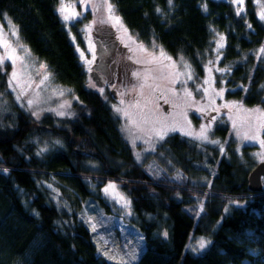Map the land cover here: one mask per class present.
I'll return each instance as SVG.
<instances>
[{"label": "trees", "instance_id": "obj_1", "mask_svg": "<svg viewBox=\"0 0 264 264\" xmlns=\"http://www.w3.org/2000/svg\"><path fill=\"white\" fill-rule=\"evenodd\" d=\"M111 1L139 40L154 39L171 56H185L194 82L204 75L203 55L212 48V36L222 32L220 66L231 71L217 72L216 84L225 89V98L264 110V60H256L254 53L264 41V22L254 0H244L239 15L232 0ZM58 3L0 0V19H11L55 81L77 98L71 116L47 112L35 119L9 88V64L0 65V264H264V188H248L252 167L239 161L229 125L212 130L229 140L228 158L219 159L209 188L191 183L193 162L200 157L179 133L157 143L155 153L168 147L188 179H153L121 133L122 118L112 110L110 89L102 92L89 84L92 73L75 49ZM79 21L70 29L82 44ZM45 142L53 147L39 155L38 146ZM252 148L243 146L242 154ZM213 156L211 162L216 151ZM87 160L98 169L86 168ZM109 179L122 181L132 217L102 195L100 188ZM191 233L211 238L200 254L185 251Z\"/></svg>", "mask_w": 264, "mask_h": 264}, {"label": "rangeland", "instance_id": "obj_2", "mask_svg": "<svg viewBox=\"0 0 264 264\" xmlns=\"http://www.w3.org/2000/svg\"><path fill=\"white\" fill-rule=\"evenodd\" d=\"M234 2V0H232ZM65 4L74 5L75 11L82 13L77 19L65 22L63 21L65 27L69 31L71 40L75 44V49L83 62L87 72L89 65L85 63L84 59L81 57L80 52L83 51L84 57L87 60H93L92 50L89 46V40H91V44L94 45V51L96 48V44L94 43V33H107L108 43L112 44L109 56L106 57L108 71H109V81L104 84L101 83L100 72L96 71L93 76L88 74L89 84L92 86L98 87L102 92L107 89L113 88L115 93L110 98V105L112 107L113 112L116 115H120L122 118V124L120 126L121 133L123 137L128 140L130 145L132 146L133 152L135 154L136 160L147 170V172L152 176L153 179L157 180L160 177L166 176L170 180H174L177 182H184L188 179V175L179 167L174 161L169 148H165L161 152L155 153V147L157 143L160 141L155 140V138L150 137L146 131H141L136 126L132 124V120H136L138 124L143 128H150L151 125H145L141 119V114L147 112V109L144 108L145 98L151 101L148 105V108L156 115L160 117H167L166 123L170 126L174 125L177 128V131H170V133H179L183 137L187 138L192 144L195 145L197 151L196 155L200 157L199 161H194V167L196 169L192 170L194 175L191 178V183L193 184H203L206 188L212 184L213 177L217 171V163L219 159L223 156L228 158V153L226 151V145L228 143L229 137H232L236 142L235 150L237 151V155L241 164L246 168L253 167L260 159L253 155L254 153L264 152V148L260 146L258 142H251L242 139L243 135L246 133L248 135H253L257 131V120L256 113L249 115L248 112L243 110H238L236 108L228 109L221 107V105L229 102H238L242 104L244 109H262L260 105H245L242 101L236 99H227L224 96L218 97L213 95V89L215 91H219L221 88L216 84L217 71L215 68H223L220 66V58H221V49L219 53V59L217 60V52L215 51L217 47V41L220 36H224L222 32L216 31L212 36L211 45L212 48L209 50V53H204L203 55V63H204V75L200 79L199 82H194V74L192 80H187L186 84L174 83L172 82V78L169 76V71H179L183 72L185 69L183 65L187 63L190 65L187 58L181 54L176 56H171L168 54L164 48L156 41L151 40L149 42H143L138 39V37L129 31L127 27L123 23V28L117 25H113L110 23H101V20L106 19L107 12L104 7V0H86L88 10H84V5L80 3V0H63ZM110 2L114 5V3L110 0ZM61 0H59L58 7H60ZM237 8L242 7L243 4L234 2ZM244 3V0H243ZM256 5L257 15L260 18V13L264 11V0H254ZM115 6V5H114ZM60 15V14H59ZM115 15L119 16V13L115 7ZM61 17V16H60ZM62 19V18H61ZM261 19V18H260ZM80 20V29L82 32L83 43L80 44L76 41L70 26L71 24ZM264 22V19H261ZM93 21L95 24L93 25ZM123 22V21H122ZM17 26L9 19L7 16H4L2 20L0 19V26L3 27V31L6 34L10 33L12 26ZM93 25L91 32L87 30L86 26ZM124 28L127 29L128 34L131 35V39H129V35L125 34ZM18 29V28H17ZM104 30V31H103ZM110 32V33H109ZM9 40L12 42L13 46L16 47V55L20 57H25L24 64L28 66V71L33 77L35 83H39L40 77L37 76L36 70L39 69L41 63L45 64L42 60L37 58L29 49V47L23 42L21 36L19 35V39L17 41L16 37L8 35ZM18 44L24 45L27 49L30 50V55L26 56L25 51L18 47ZM139 44H143L147 49V52H143L138 48ZM225 44V40H224ZM162 48L165 54L172 58L176 63V69L172 70L169 68H165L163 71L160 70L156 65L146 64V63H136V60L146 61L150 58L151 54H155L159 56V49ZM264 48V41L254 49L256 60H264V52L260 50ZM4 55V49L0 47V56ZM129 57H132L131 59ZM181 57L183 58L181 60ZM214 60L216 61L211 67H213V83L206 87H209V95L212 96V99L215 101V106L219 107V111H213L212 107L209 103V99L205 94L198 90V86L202 85L204 80L207 78L208 73L206 71V66H208V61ZM164 64H167L168 61H163ZM9 64L8 78L10 79V75L14 69H19L20 62L17 61L15 65L11 63V61L6 60L3 65ZM191 66V65H190ZM152 68L154 69L149 73L150 79L144 87V95H140V84L144 83L143 78H137L133 76L132 73L136 71L144 72L145 70ZM192 69V67H191ZM47 71L51 73V80L47 83L46 86H41L39 90V104L33 105L31 108L27 105V100L33 98L36 95L35 89L29 90L28 95L22 97L20 100H17L18 90H14L10 88L12 91L17 103L28 112L33 118L39 119L45 113H51L52 115L58 117H69L72 114V104L77 100L76 96L72 93L71 89L65 85H62L55 81L54 76L47 66ZM193 73V69H192ZM181 79H185L181 77ZM194 82V84H192ZM157 85L159 87H157ZM187 88L192 92L191 99L185 97L184 88ZM55 90H63V95H59V91ZM169 89H174L170 91ZM140 102V107H136V102ZM188 103H192L191 107L185 109V105ZM60 105H65L64 108H60ZM206 107L207 111L205 113H200L197 111L198 107ZM119 107L125 111H127L130 116L125 117L123 113H117L115 108ZM49 109H55L57 111H64L66 115L60 116L57 114V111H50ZM186 110L187 112V121L191 122V128L194 131H199L201 125H205L211 119V117H215V122L211 126V130L208 133L210 140H217L219 144H211L208 142H201L198 140H194L193 138L184 135L181 131H179L182 127H187V123L185 121L182 113ZM38 112L39 117L34 116L32 113ZM231 116V118H229ZM194 117H199L198 122L195 121ZM233 120L236 122V127H233ZM228 124L230 129L229 137L222 138L213 135L212 130L217 125ZM239 133V135H237ZM261 139H264V131L260 133ZM166 137V136H165ZM245 145H252V148L249 151L248 155L242 154V147ZM53 147V142H45L38 146L37 152L39 155L50 150ZM217 152V157H215V161L211 162L210 158H213V154ZM137 153L139 154V159H137ZM199 154V155H198ZM86 168L91 170L98 169V164L95 161L87 160L83 163ZM179 174V179H176ZM114 183L116 187V191L120 194H123L128 200L131 201L130 197L126 190L122 188V181H118L115 179L107 180L101 186L102 195L110 201L113 206L120 210L122 214H125L127 217H132V205H128L125 207L121 202L117 199H114L112 195H106L104 192V188L109 184ZM92 189H96L95 186H91ZM205 194L208 193V189L204 190ZM232 202H239L238 200ZM85 207V203H84ZM229 206H226L228 209ZM203 239L205 241H211L209 235L206 234H193L191 233L185 251H189L194 254H200L206 249L209 243L206 245L204 249L199 248V242ZM247 262V260H245Z\"/></svg>", "mask_w": 264, "mask_h": 264}, {"label": "snow or ice", "instance_id": "obj_3", "mask_svg": "<svg viewBox=\"0 0 264 264\" xmlns=\"http://www.w3.org/2000/svg\"><path fill=\"white\" fill-rule=\"evenodd\" d=\"M234 2L239 3L240 5L243 4V0H234ZM80 3L82 5H84V10H88V6L86 3V0H80ZM104 7L106 9L107 12V17L104 20H101V23H110L113 25H117L120 26L121 28H123V22H122V18L115 15V6L110 2V0H104ZM204 10L206 11V5L204 6ZM58 13L60 14L61 18L63 21L68 22L74 19H77L80 15H82V13L80 12H76L75 11V7L74 5H68L65 4L63 2V0H61L60 3V7L57 9ZM157 11H160L159 9H157ZM243 11V8L240 7L237 9V14L239 15L240 12ZM260 18L264 19V11H262L260 13ZM95 24V21H93V25ZM93 25H88L86 26L87 30L89 31V33L91 32L92 26ZM248 27H251V25H248ZM125 34H128L127 29L124 28L123 29ZM11 36L16 37L17 41L19 39V30L13 25L10 33ZM3 31V27L0 26V47H2L4 49V55L0 56V65H3V63L8 60L11 61V63L13 65H15L17 63V61L20 62V67L19 69H14L10 75V79L8 81L9 83V87L13 88L14 90H18V95H17V100H20L22 97L28 95V91L29 90H37L36 91V95L33 98H30L27 100V105L29 106V108H31L33 105L39 104L40 100H39V90L41 89V86H46L47 83L51 80V73H49L47 71V65L41 63L39 66V69L36 70V74L37 76L40 77L39 79V83H35L33 77L31 76L30 72L28 71V66L26 64H24V59L25 57H20L16 55V47L13 46L12 42L9 40L8 35ZM129 35V39H131V35ZM224 40L225 37L220 36L219 40L217 41V47L215 49V51L217 52V57L216 59H219V53L220 50L224 47ZM89 46L92 50V54H93V60H87L86 57H84V53L83 51L80 52L81 57L84 59L85 63L89 65L88 70L91 71V65L94 62L95 59V51H94V45L91 44V40H89ZM18 47H20L21 49H23L25 51L26 56L30 55V50L27 49L24 45L22 44H18ZM138 48L143 51V52H147V49L144 47L143 44H139ZM261 52H264V48H262L260 50ZM130 59L132 57H129ZM183 58L181 57V60ZM163 61H168L167 64H164ZM216 61L214 60H209L208 61V66H206V71L208 73L207 78L204 80L202 85L198 86V90L202 91L205 96L208 97L209 99V103L212 107L213 111H219V107L215 106V101L214 99H212V96L209 95V87H206L205 85L210 86L213 81H214V77H213V67H211V65H213ZM136 63H146V64H153L156 65L158 68H160L161 71H163L165 68H169L172 70L176 69V63L175 61L172 60L171 57L167 56L164 52V50L162 48L159 49V56H156L155 54H151L150 58L146 61H141V60H136ZM184 67V71L183 72H179V71H169V76L172 78V82L176 83H181V84H186L187 80H192L193 79V73H192V69L191 66L188 65L187 63H185L183 65ZM154 69L149 68L147 70H145L144 72L141 71H136L134 73H132L133 76H136L137 78H143L144 83L140 84V95L143 96L144 95V87L147 84L148 80L150 79L149 73L151 71H153ZM215 71L217 72H230L231 69L229 68H215ZM181 77H184L185 79H181ZM157 87H159L157 85ZM242 90L246 91L247 89L243 88V86H241ZM170 91L174 92V89H169ZM54 91H59V95H63V90H55ZM102 91V89H101ZM225 89L221 88L219 91H215L213 89V95L214 96H218L221 97L223 96ZM184 95L185 97L191 99L192 97V92L190 90H188L186 87L184 88ZM151 103L150 100H148L147 98H145V103H144V108L147 109V112L142 113L141 114V119L143 121V123L145 125L150 124L151 127L150 128H143L141 127L140 124L137 123L136 120H132V124L134 126H136L138 129H140L141 131H146L147 134L150 137L155 138V140L158 141H162L165 136L168 135V133L170 131H177V128L172 125L170 126L169 124L166 123L167 121V117H160V116H156L150 108H148V105ZM192 103H188L185 105V109L188 107H191ZM65 105H60V108H64ZM136 107H140V102L137 101L136 102ZM221 107L224 108H228V109H232V108H236L238 110H243L245 112H248L249 115L256 113V120H257V131L255 132V134L253 135H248V134H244L242 139L247 140V141H251V142H258L260 144V146L262 148H264V139H261V131H264V110L262 109H244L242 104L238 103V102H229V103H225L223 105H221ZM50 111H57L55 109H49ZM115 111L117 113H123V115L125 117H129L130 114L119 108L116 107ZM197 111L200 113H205L207 111L206 107H198ZM34 116H37V118L39 117V113L38 112H33L32 113ZM57 114L60 116H64L66 115V113L64 111H57ZM182 115L185 118V121L187 123V127H182L179 129V131H181L184 135L189 136L191 138H193L194 140H198L201 142H208L211 144H219L220 142L217 140H210L209 139V135L208 133L211 130V126L212 124L215 122V117H211V119L208 121L207 124L205 125H201L199 131H194L191 128V122L187 121V112L186 110L182 113ZM231 118V116L229 117ZM233 127H236V122L233 120ZM237 135H239V133H237ZM253 155L257 156L262 162H264V152H258V153H254ZM137 159H139V154L137 153ZM3 171H7L6 169ZM179 174L177 175L176 179H179ZM116 185L114 183H109L105 188H104V192L106 195H112L114 199H117L119 202H121L125 207H127L128 205H130L131 201L128 200L123 194H120L116 191ZM201 207V211L203 210V205L200 206ZM225 211H227V209H225ZM90 220L92 218H89ZM92 230L96 231V226L95 224L92 225ZM165 237H167V233H164ZM210 243V241H205L203 239L200 240L199 242V248L200 249H204L206 247V245ZM105 255H107V253H105ZM132 259H136V256L133 255Z\"/></svg>", "mask_w": 264, "mask_h": 264}, {"label": "flooded vegetation", "instance_id": "obj_4", "mask_svg": "<svg viewBox=\"0 0 264 264\" xmlns=\"http://www.w3.org/2000/svg\"><path fill=\"white\" fill-rule=\"evenodd\" d=\"M107 33L105 31H104V33H98V32L94 33V43L96 44V48H97V44L99 45L100 50H99V52H97V50L95 48V59L91 65V71L90 72L92 74H94L96 71L100 72V76L102 77L101 78L102 81L100 84H104L105 82H107V80L109 81V71L107 69L108 68V65H107L108 61L107 60H109V58L106 59V57L109 56V51H110L111 45H113V43L112 44L108 43ZM112 90H114V89L110 88V91H112ZM113 95L116 96L117 94L114 93Z\"/></svg>", "mask_w": 264, "mask_h": 264}, {"label": "water", "instance_id": "obj_5", "mask_svg": "<svg viewBox=\"0 0 264 264\" xmlns=\"http://www.w3.org/2000/svg\"><path fill=\"white\" fill-rule=\"evenodd\" d=\"M97 52H99L100 47L97 44L96 48ZM93 76V74H92ZM100 84V83H98ZM113 94L115 93L114 90L111 91ZM263 177H264V162L261 160L257 162L248 172L247 174V181H248V188L252 192H260L264 188L263 184Z\"/></svg>", "mask_w": 264, "mask_h": 264}]
</instances>
